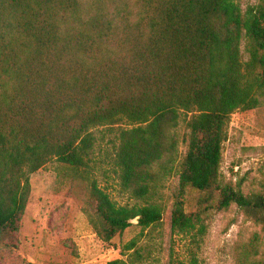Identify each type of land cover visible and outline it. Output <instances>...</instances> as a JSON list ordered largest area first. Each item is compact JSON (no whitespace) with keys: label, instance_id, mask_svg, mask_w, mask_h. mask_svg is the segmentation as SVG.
<instances>
[{"label":"trees","instance_id":"1","mask_svg":"<svg viewBox=\"0 0 264 264\" xmlns=\"http://www.w3.org/2000/svg\"><path fill=\"white\" fill-rule=\"evenodd\" d=\"M263 100L264 0L245 9L240 0H0V264H33L18 253L30 175L52 160L82 188L105 242L134 219L142 229L161 222L173 173L172 229L195 232L194 247L203 225L185 209L189 187L199 205L235 203L264 225V189L245 193L221 178L231 115ZM107 135L132 203L116 202L96 176ZM167 264L201 260L193 248Z\"/></svg>","mask_w":264,"mask_h":264},{"label":"rangeland","instance_id":"2","mask_svg":"<svg viewBox=\"0 0 264 264\" xmlns=\"http://www.w3.org/2000/svg\"><path fill=\"white\" fill-rule=\"evenodd\" d=\"M257 1L240 3L245 9ZM113 140L115 137L109 135L98 140L95 157L102 164L96 176L116 202L132 203L134 200L121 191L110 165ZM184 152L185 146L180 144V157ZM221 178L245 193L264 189V100L256 108L231 115ZM30 182L18 253L33 264H107L114 259L130 264H167L171 259H186L193 248L201 264H253L255 259H264V225L249 219L235 203L225 209H217L215 204L199 205L200 193L190 187L183 200L186 211L200 214L198 225H203V232L196 230L199 246L194 247L195 232L174 231L171 216L179 183L175 173L165 180L160 193L164 209L161 222L142 229L134 219L132 226L111 242L96 235L83 211L84 192L63 164L52 160L33 172ZM131 241L136 246L126 251Z\"/></svg>","mask_w":264,"mask_h":264},{"label":"water","instance_id":"3","mask_svg":"<svg viewBox=\"0 0 264 264\" xmlns=\"http://www.w3.org/2000/svg\"><path fill=\"white\" fill-rule=\"evenodd\" d=\"M137 221H138V219H137Z\"/></svg>","mask_w":264,"mask_h":264}]
</instances>
